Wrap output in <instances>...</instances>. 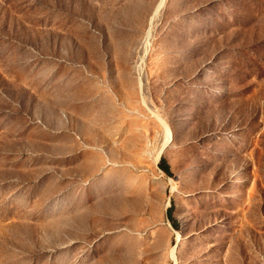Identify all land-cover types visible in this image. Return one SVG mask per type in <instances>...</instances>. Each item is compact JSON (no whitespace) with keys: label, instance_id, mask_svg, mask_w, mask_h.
Segmentation results:
<instances>
[{"label":"rangeland","instance_id":"374dc122","mask_svg":"<svg viewBox=\"0 0 264 264\" xmlns=\"http://www.w3.org/2000/svg\"><path fill=\"white\" fill-rule=\"evenodd\" d=\"M159 1L0 0V264H264V0Z\"/></svg>","mask_w":264,"mask_h":264},{"label":"trees","instance_id":"16d2710c","mask_svg":"<svg viewBox=\"0 0 264 264\" xmlns=\"http://www.w3.org/2000/svg\"><path fill=\"white\" fill-rule=\"evenodd\" d=\"M160 167L164 170V172L166 173H170L169 171V165L167 163H165L164 161H160L159 163Z\"/></svg>","mask_w":264,"mask_h":264},{"label":"bare ground","instance_id":"6f19581e","mask_svg":"<svg viewBox=\"0 0 264 264\" xmlns=\"http://www.w3.org/2000/svg\"><path fill=\"white\" fill-rule=\"evenodd\" d=\"M161 2H162V0H160L159 3H157L158 5H157V7H155V8H158V7L160 6ZM162 3H163V2H162ZM153 14H154V13H153ZM153 14H152V15H153ZM149 21H150V20H149ZM151 23H152V22H151ZM151 23H150V25H151ZM148 27H150V26H148ZM149 29H150V28H149ZM149 32H150V31H149ZM146 34H147V33H146ZM146 38H147V37H146ZM147 42H148V41H147ZM163 125H164V123H163ZM165 141H166V140H165ZM166 142H167V141H166ZM163 146H164V145H163ZM176 232H177V231H176ZM179 235H180V234L177 232V239H178ZM173 248H174V247H173ZM173 248H172V251H173Z\"/></svg>","mask_w":264,"mask_h":264}]
</instances>
